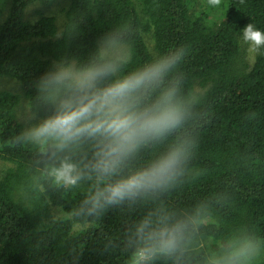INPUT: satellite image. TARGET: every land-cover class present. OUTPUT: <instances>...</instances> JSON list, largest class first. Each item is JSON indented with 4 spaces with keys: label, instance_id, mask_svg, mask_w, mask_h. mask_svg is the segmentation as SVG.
Instances as JSON below:
<instances>
[{
    "label": "trees",
    "instance_id": "obj_1",
    "mask_svg": "<svg viewBox=\"0 0 264 264\" xmlns=\"http://www.w3.org/2000/svg\"><path fill=\"white\" fill-rule=\"evenodd\" d=\"M58 2L0 0V264H264V0Z\"/></svg>",
    "mask_w": 264,
    "mask_h": 264
},
{
    "label": "rangeland",
    "instance_id": "obj_2",
    "mask_svg": "<svg viewBox=\"0 0 264 264\" xmlns=\"http://www.w3.org/2000/svg\"><path fill=\"white\" fill-rule=\"evenodd\" d=\"M59 2L55 6H51L50 8H45L41 9L38 5L31 4L28 9L26 14L29 15L31 12L34 11V9H39L42 10L45 14H50L54 15L56 17V22L58 24L62 23L63 19V14L61 13L62 6L66 5V0H58ZM198 4L200 5L201 8L205 7L207 5V0H197ZM30 16V15H29ZM249 36V34L244 35L243 39H246ZM242 39V40H243ZM101 52L103 54H106L111 57L115 58H121L122 56L125 57L127 54V47L122 45V44H115V43H102L100 45ZM255 53L254 47L252 44H249L248 48H246L245 54L248 59H251ZM56 70L59 72L60 77H70L73 79L83 90H88L92 87V80L93 77L91 74L84 72V73H78L75 72L72 66H67L64 67L60 64L55 65ZM16 88V83L14 82L13 79H10L8 77H2L0 78V89H12L15 90ZM102 104L105 105L108 110L112 113V115L115 116V118L118 121H122V113L119 111L118 107L112 103H110L108 100L102 101ZM16 114H17V119L20 122H23L25 124V128L27 129L26 131L28 133H33L32 137L35 138L37 137L40 133L41 130H39L37 126L38 119L34 116L31 115L28 106L26 104V101L21 99V101L18 103V106L16 108ZM123 124V123H121ZM5 165L0 161V168L4 167ZM82 227V226H80ZM78 228V226L76 227Z\"/></svg>",
    "mask_w": 264,
    "mask_h": 264
}]
</instances>
